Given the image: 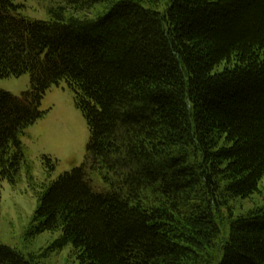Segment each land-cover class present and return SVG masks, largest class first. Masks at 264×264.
<instances>
[{"label":"trees","instance_id":"trees-1","mask_svg":"<svg viewBox=\"0 0 264 264\" xmlns=\"http://www.w3.org/2000/svg\"><path fill=\"white\" fill-rule=\"evenodd\" d=\"M49 21L0 0V180L64 81L87 158L42 191L27 235L78 264H264V0H60ZM47 161L52 160L47 157ZM52 168L53 164H49ZM99 176L101 190L93 185ZM0 243V264H39Z\"/></svg>","mask_w":264,"mask_h":264},{"label":"rangeland","instance_id":"rangeland-1","mask_svg":"<svg viewBox=\"0 0 264 264\" xmlns=\"http://www.w3.org/2000/svg\"><path fill=\"white\" fill-rule=\"evenodd\" d=\"M60 0H12L20 13L29 20L49 21L50 6ZM29 75L0 78V89L19 95L29 89ZM40 110L45 114L29 125L21 135L25 160L15 180H0V243L15 249L25 256L29 253L43 254L39 264H78L71 254V246L61 250H49L59 231H43L27 235L33 222L42 187L61 174L81 165L87 158L89 130L86 121L76 106L73 91L64 81L53 85L44 94ZM47 157L52 161L48 162ZM53 164L52 168L49 164ZM94 190H101L99 176H95ZM264 203V175L258 182V191L246 200L235 201L237 213Z\"/></svg>","mask_w":264,"mask_h":264}]
</instances>
